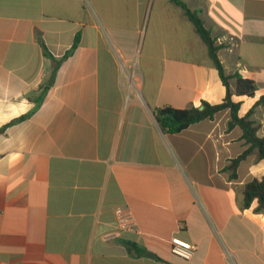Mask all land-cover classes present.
<instances>
[{"label": "crops", "instance_id": "obj_1", "mask_svg": "<svg viewBox=\"0 0 264 264\" xmlns=\"http://www.w3.org/2000/svg\"><path fill=\"white\" fill-rule=\"evenodd\" d=\"M181 1L225 73L256 82L244 116L264 95V0ZM226 91L171 0H0V264H264V211L243 207L264 159L230 177L247 146L229 110L174 134L154 115ZM173 238L195 255H172Z\"/></svg>", "mask_w": 264, "mask_h": 264}, {"label": "trees", "instance_id": "obj_2", "mask_svg": "<svg viewBox=\"0 0 264 264\" xmlns=\"http://www.w3.org/2000/svg\"><path fill=\"white\" fill-rule=\"evenodd\" d=\"M171 1L182 7L187 18L193 23L196 32L204 41L208 49L209 57L218 70L221 81L225 85L227 91L223 102L216 105H210L209 103L204 102L202 103V108L194 106L186 109H176L167 106L158 108L154 113L156 122L162 131L174 134L188 129L195 123L210 119L214 114L220 111L229 110L230 121L228 123V128L239 127L243 132L242 137L247 146L243 153L236 159L231 160L226 168L227 171L230 172V177L236 179V171L239 164L249 155L256 153L259 160L264 159V135L262 137L258 136L260 125L256 124V122L251 119L256 107H264V95L256 101L254 106L244 116H240L239 112L243 103L242 99L254 98L256 95L258 90L256 82L239 72L227 75L218 55L220 46L216 44V40L212 37L211 32L205 27L199 14L188 8L181 0ZM42 47L46 54L55 60L46 50L45 46L42 45ZM58 64L59 62L56 63V69ZM232 79H234L236 83L234 91L230 88V80ZM243 196V207L245 209L250 208L252 203L257 201L258 205L255 208V212L261 213L264 211V177L261 179L255 178L246 183Z\"/></svg>", "mask_w": 264, "mask_h": 264}, {"label": "built area", "instance_id": "obj_3", "mask_svg": "<svg viewBox=\"0 0 264 264\" xmlns=\"http://www.w3.org/2000/svg\"><path fill=\"white\" fill-rule=\"evenodd\" d=\"M132 223L126 216L120 214L118 217V227L120 229L130 228ZM196 244L181 240L179 238H173L171 240V253L172 255L181 258L183 260H190L196 253Z\"/></svg>", "mask_w": 264, "mask_h": 264}, {"label": "rangeland", "instance_id": "obj_4", "mask_svg": "<svg viewBox=\"0 0 264 264\" xmlns=\"http://www.w3.org/2000/svg\"><path fill=\"white\" fill-rule=\"evenodd\" d=\"M137 65H138V61H137V63L134 62V66H132V64H131V66H130L131 68H128L129 71H132V72H135L136 73L137 72V67H138ZM121 68H122L123 76L126 77V70H125L126 67L122 65ZM124 81L126 83V80L125 79H124ZM248 106L249 105H245L244 106V110H246ZM260 117L264 121V115L261 114Z\"/></svg>", "mask_w": 264, "mask_h": 264}]
</instances>
